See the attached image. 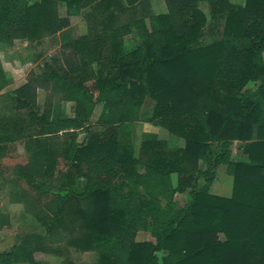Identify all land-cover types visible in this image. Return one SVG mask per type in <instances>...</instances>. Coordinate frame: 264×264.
I'll use <instances>...</instances> for the list:
<instances>
[{"label": "trees", "instance_id": "1", "mask_svg": "<svg viewBox=\"0 0 264 264\" xmlns=\"http://www.w3.org/2000/svg\"><path fill=\"white\" fill-rule=\"evenodd\" d=\"M122 1L132 9L144 0H0V51L59 33L66 43L41 74L0 94L9 106L0 152L22 144L26 154L12 177L0 176L28 186L13 199L32 226L0 264H51L37 255L74 264L53 247L64 241L97 254L96 264H264V0L210 2L230 40L208 46L203 0H165L167 14L116 27ZM62 4L87 6L94 33L69 37ZM133 30L137 46L126 53L119 40ZM11 83L0 62V93ZM38 89L56 96L53 110L40 112ZM147 99L148 121L175 142L144 133L131 143L128 127ZM221 166L229 196L213 189ZM9 223L0 215V230ZM141 232L151 239L138 241Z\"/></svg>", "mask_w": 264, "mask_h": 264}, {"label": "crops", "instance_id": "2", "mask_svg": "<svg viewBox=\"0 0 264 264\" xmlns=\"http://www.w3.org/2000/svg\"><path fill=\"white\" fill-rule=\"evenodd\" d=\"M214 1L215 0H203L202 2H200L199 5V10L204 13L207 19L206 36L202 41V43L206 46L221 40L222 41L230 40V38H224L223 36L224 35L223 19L219 18L218 20H215V18L213 17L210 2H214ZM224 1L230 4L231 6L242 8L246 4L247 0H224ZM119 5L123 10H119L118 12L119 14L117 13V15H119V21L116 22V27L123 26L127 24L130 20L136 18L138 19L145 18L146 23L148 24L149 22L148 16H159L168 13L165 0H144L141 4L137 5L132 9H130L123 1L120 2ZM226 7L227 6H224V8ZM79 29H81L82 31L84 30V32L78 34L75 31V29H73V25L71 24L69 27V31L67 32V35L72 39H79L82 36H85L90 33H94V31L91 30L90 23L87 21L80 23ZM96 33H99L98 30L96 31ZM119 41L122 42V47L126 53L133 51L137 46L135 31L132 34H127L123 36V38L120 39ZM63 44L66 43L64 42V39L62 40L59 33L56 36L49 37L44 41H42L41 43H37V44H29L28 42L23 40L16 41L14 46L11 47L10 49H7L5 51H0L1 65L4 69V72L6 73L7 78L12 82L7 87V89L1 92L0 94H5L9 90H14L22 86L31 72H34L36 74L42 73L44 68L42 67L41 69L39 66L43 61L41 50L44 49V46L49 45L50 47L54 48L53 51L55 50L56 52L53 58H57L58 57L57 53L61 52V48ZM66 53H69V50H67ZM37 92H38V106L40 108V112H43L46 104H50L52 106V110L57 106V98L50 91L44 89H38ZM64 104H71L72 108H73V104L69 102H63L61 104V111L63 113L64 118H66L62 110L64 108ZM98 106L101 107V111H100L101 114L102 106L101 105ZM0 110L2 111L9 110L8 103H6L4 97H0ZM92 121H94L93 118ZM147 133H151V132H147ZM158 136L160 137V135ZM160 138L165 139L163 137ZM16 154L18 156V160L19 159L21 160V162H18L17 164H25L26 154H25L24 146L22 144H16L15 148H11L10 150L5 152H0V173H2L3 170H6L4 169V166L6 165V161L13 160ZM16 165H14V167ZM225 168H223L222 172H221V168L218 169L217 171L218 182L215 183L213 187L216 194L220 196H229L231 190L230 189L231 187L229 186V181L232 184V177L228 175L227 168L226 169ZM0 178L2 177L0 176ZM173 180L174 182L176 181L175 177H173ZM2 183H3V179H2Z\"/></svg>", "mask_w": 264, "mask_h": 264}, {"label": "rangeland", "instance_id": "3", "mask_svg": "<svg viewBox=\"0 0 264 264\" xmlns=\"http://www.w3.org/2000/svg\"><path fill=\"white\" fill-rule=\"evenodd\" d=\"M33 0H30L32 2ZM87 6H82L81 8H68L66 5H61L60 13L64 17H68L71 24L73 25V29L80 34L84 32L80 28V23L86 22V9ZM88 22V21H87ZM24 48V47H23ZM54 48L48 46H44V49L41 50L43 61L41 62V65L39 66L41 69L46 63H50L53 59V56H55V50ZM54 54V55H53ZM59 53H57V56ZM56 56V57H57ZM256 87V84H250L246 87V89H254ZM153 107L154 102L151 99H147L145 101V104L142 108L140 120L138 122L132 123L128 127L129 131V137L131 139V143L134 146H139V144L142 141V136L144 133L151 132L156 133L160 135V137H163L165 139H171L170 135L167 133L166 130L154 126L155 124L150 123L148 119L152 116L153 113ZM65 117H72L73 116V108L71 104H64V108L62 109ZM101 107L98 106L95 110V114L93 117V122H96L100 115ZM83 137V134L80 135V139ZM173 142H175L177 139L172 138ZM238 144V145H237ZM180 145L182 143L180 142ZM236 148H240V142L235 143ZM20 152V149H19ZM18 162H21V160H18V156H14L13 160L6 161V165L4 166L3 174L5 175V178L12 177V167L14 168V165H16ZM221 172L225 166H221ZM226 169V168H225ZM220 172V174H221ZM175 180L177 181V176H174ZM175 181V183H176ZM229 186L231 187L230 192H232V184L229 181ZM19 189H18V188ZM29 190L28 186L23 182L19 185L12 184L10 182H5L2 178H0V215L8 216L9 217V225L4 227L0 230V252H7L9 251L16 243H17V237L20 234L28 233L32 231V226L26 222L23 218V213L26 211L25 204L24 203H16L13 199V194L20 192L21 190ZM34 194V193H33ZM30 195V194H28ZM177 201L184 205L186 202V196L185 195H177L176 196ZM221 240H224V237L220 235ZM150 235L147 232H141L138 236V241H148L150 240ZM55 249L60 250L61 259L63 260H70L74 264H96L97 254L93 252L83 253L80 251H77L76 249L67 246L66 242L64 241L62 244L59 245H53ZM37 260H48L51 264H57V262L48 256L45 255H37Z\"/></svg>", "mask_w": 264, "mask_h": 264}]
</instances>
